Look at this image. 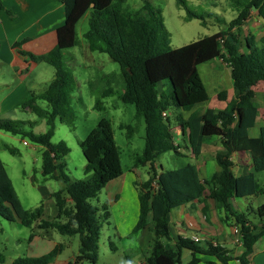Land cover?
I'll use <instances>...</instances> for the list:
<instances>
[{"label":"trees","instance_id":"1","mask_svg":"<svg viewBox=\"0 0 264 264\" xmlns=\"http://www.w3.org/2000/svg\"><path fill=\"white\" fill-rule=\"evenodd\" d=\"M60 1L64 5V21L57 27L56 44L42 54L20 51L31 61L46 62L54 68L53 78L47 87L41 92L29 91L16 106L27 108L44 118L46 131L36 133L28 121L0 116L1 131L42 146L43 178L63 183L62 188L50 194L57 214L52 219H44L42 202L35 207H22L0 161V216L9 221L17 219L26 227L35 225L38 229H54L61 235H78L77 254L66 264H98L100 229L109 212L106 201L99 213V208L91 204L90 199L123 172L111 122L101 119L79 142L85 157V176L80 179H71L65 171L63 159L69 152L66 143L51 141L56 120L74 127L70 101L75 78L64 61L63 52L77 44L76 23L89 12L88 28L83 33L87 47L90 51L106 53L118 63L124 83L118 97L122 102L134 105L135 117L142 118L145 125L144 146L135 156L134 166L147 165L149 175L141 182L135 181L138 216L130 232L136 234L148 227L152 233L149 251L144 257L145 264H180L183 248L191 251L188 264L200 261L196 254L214 256L221 264H229L234 259L218 242L201 244L187 237H177L174 247L165 244V240L170 239V210L193 200L203 202L206 207V198L212 199L215 207L224 212V222L233 218L239 226L243 251L235 259L237 264H249L254 243L264 235V203L255 210L258 216L255 224L247 218V214L234 210L230 199L262 191L255 172L264 171V124L259 127L256 136H250L249 129L255 125L258 115L254 86L264 82V36L259 46L252 36L245 37L246 51H241L239 35L241 25L252 10H256L264 21V0H229L235 15L226 21L215 14V18L225 25L224 28L179 47L170 46L161 10L149 0H143L134 11L124 6L125 0ZM176 1L185 7L187 20L196 18L205 24L206 17L211 16L189 9L185 0ZM7 13L11 16L9 11ZM216 58H220L230 69L234 96L224 108L194 109L184 118L182 110H190L209 99L197 67ZM112 78V75L105 74L101 79L110 81ZM163 80H167L170 86L168 95L158 87ZM111 93L110 88L103 89L95 98L94 108L102 109L101 97ZM217 98L225 100L226 90H220ZM40 100L46 102V107L37 103ZM172 107L178 109L173 121L167 114ZM162 112L166 115L163 116ZM119 127L126 129L127 136L134 131L130 124H120ZM175 127L180 130V136L174 133ZM212 136L218 137L221 144L214 155L220 167L216 177L202 180L197 166L191 161H181L177 167L169 169L161 164L158 168L155 166L159 156L167 151L178 157L186 156L181 150L198 156L204 139ZM5 147L10 153H15L12 147ZM234 152L249 153L252 172L234 176L230 160ZM109 243L115 248L112 241ZM62 249V244L57 243L41 256L17 257L12 264H50ZM3 262L4 256L0 253V264ZM125 264H131L130 257L126 256Z\"/></svg>","mask_w":264,"mask_h":264},{"label":"rangeland","instance_id":"2","mask_svg":"<svg viewBox=\"0 0 264 264\" xmlns=\"http://www.w3.org/2000/svg\"><path fill=\"white\" fill-rule=\"evenodd\" d=\"M149 1L153 6L161 10L164 26L169 33L171 47L182 46L224 28L225 25L218 21L217 17L215 18V14L223 17L226 21L235 15V12L230 7L229 0H185L189 9L199 13L211 14L210 17H206V23L201 24L200 20L196 18L185 19L186 9L183 5L177 3L176 0ZM142 2L143 0H125L124 6L128 10L134 11L142 5ZM88 17L89 12H86L76 23L77 44L63 52L64 61L71 69L75 78V89L70 101L74 113V127L71 128L66 123L56 120L51 141L54 143L64 141L66 143L69 147V152L63 159L65 171L71 179H80L85 176V157L79 142L85 138L88 132L101 119H108L111 122L124 176L120 177L114 183L115 185L111 184L108 187H103L96 197L90 199V203L97 206L99 213H101V205L106 201L109 212L106 220L102 221L100 229L97 263L125 264L126 256L132 259L140 258L143 251H147L148 249V234L152 237V233H148L147 231H145V235L142 231L130 234L129 236L121 234L120 236L115 228L117 223L122 221V229L125 230L132 219L134 220L137 209V187L135 181H143L149 172V167L147 166H134V158L141 152L144 146L145 125L142 118L137 119L135 117L134 105L124 103L118 97L124 88L118 63L112 61L106 53L90 51L88 49L83 37V33L88 28ZM24 22L25 20L21 16L20 18L18 16V30L23 26ZM252 30L254 28L249 25L241 28L239 35L240 48L243 47L245 34H248L247 32ZM257 45L259 46V42ZM29 51L35 53L33 49ZM221 62L219 64L216 59H213L201 63L197 67L209 95H212L214 91H218L219 89L227 90L232 85L231 77L225 70V64L223 61ZM53 72L54 68L51 65L46 62H38V65L33 70V75L39 81L37 92L45 89L53 77ZM105 74L112 75L113 78L110 81L101 79ZM91 82L93 83L92 85L90 84ZM261 85H264V82H260L257 85V99L264 101V98L261 97L264 87L261 88ZM158 87L165 95L169 94L170 86L167 80L161 81ZM106 88H110L112 93L101 97L102 109L94 108L95 98L99 97L100 92ZM2 94L3 90H0V95ZM37 103L42 107H46L45 101L40 100ZM261 105L263 104L261 103ZM177 112L178 109L173 107L167 112L171 121H173V115ZM3 118L28 121L32 124L31 129L36 133H43L47 129L44 118L38 117L31 111L25 112L21 108H17L14 113L7 114ZM261 118H264V115ZM120 124L132 125L134 127L132 135L127 136L126 129L120 128ZM27 128L30 127L27 126ZM251 132L252 135H255L256 129H252ZM0 141L15 149V153H10L7 149L0 148V159L13 184L20 204L24 208H31L42 202L44 205L42 217L44 219H52L55 215L54 206L51 200H46V193L62 188L63 183L61 180L44 179L41 175L42 146L30 142L26 138L22 139L19 135H12L3 131H0ZM182 160H184L183 157H178L171 151L161 154L157 159L158 163L166 169L177 167ZM158 163H156V167ZM206 168L209 177L220 170L215 160H208ZM134 171H136L135 175ZM260 173L259 182L262 186L264 185V171ZM115 192L118 193V197L113 200ZM261 203H264V193L249 197L246 202V208L243 210L255 224L258 222L255 210L257 205ZM220 212L222 216L215 208L212 219L222 221L224 212L222 210ZM228 222L231 225L234 223L237 226L233 218H230ZM222 226L228 230L227 224L224 221L222 222ZM233 229L235 230L236 237L238 228ZM52 230V238H49L47 242L50 246L53 242L55 244H62L63 249L58 254L60 260L70 258L77 253L79 248L78 235H61L56 230ZM36 233L37 229L35 225L26 227L21 225L19 221H9L0 216V253L4 256V262L1 264H12L11 260L17 257H36L29 255L28 245V241L33 237L30 235H38ZM109 241L113 242L115 248H112ZM143 241L144 247L141 243ZM186 259V257H182L181 262L185 263Z\"/></svg>","mask_w":264,"mask_h":264},{"label":"crops","instance_id":"3","mask_svg":"<svg viewBox=\"0 0 264 264\" xmlns=\"http://www.w3.org/2000/svg\"><path fill=\"white\" fill-rule=\"evenodd\" d=\"M0 1L2 5V7H0V90H3V94L0 95V116L3 118V116L10 113H14V111L17 110L16 106L18 105V103L21 102V100L26 96V94L29 91L37 92L36 90H38L39 81L33 75V70L38 65V62L31 61L28 56L23 55L22 53H20V51L30 52L29 50L33 49L35 51V53L33 54H42L49 51L56 44L57 27H59L64 21V5L60 0H0ZM7 11H9V14L11 16L8 15ZM18 16L19 18L21 16V18L25 20L23 26H21L19 30H18ZM247 25L253 27L254 30L247 32L248 34H245L244 38L252 36L255 43L257 44L260 41V39L264 36V21L262 20L261 17H259L256 10H252L250 12L249 17L241 25L240 30L242 27ZM240 50L246 51V47L244 44L243 47L240 48ZM216 60L219 64L222 63L221 62L222 60L220 58H216ZM225 70L227 74L230 75V69L226 64H225ZM257 85L254 86V91H255L254 100L258 104V115L256 118L255 125L249 129L250 136H256L259 127L264 124V118H261L262 115H264V101L257 99V93H258ZM260 87L263 88L264 85H261ZM220 90L222 89H219L218 91H214L212 95H209L208 93L209 99L205 102L194 105L192 109L182 110L181 111L182 116L186 118L190 114V112L194 109H199L201 111H204L208 107L214 109L224 108L227 101L234 96V90H233V86L231 85V87L226 90V99L219 100L217 98V93ZM261 97L264 98L263 89H262ZM260 102L263 105H261ZM201 105L203 106L200 107ZM24 111L30 112V110L27 108H25ZM185 112L186 114H184ZM254 128L256 129V134L252 135L251 131ZM174 133L176 134V136H180V130L177 127H175L174 129ZM5 146H7V144L2 143V141H0V148L6 149ZM220 148H221V144H220V139L218 137L215 136L207 137L203 141L201 152L198 156H192L189 151L181 150V152L184 155H186L185 157H183L184 160L182 161L193 162L197 166L199 177L202 180L205 178L209 179L212 176L216 177L218 174L217 172L213 173V175L209 177V175L207 174L206 164L208 160H215L214 155ZM230 160L232 161L231 171L234 174V176H240L252 172V168L250 166L249 153L234 152L232 153ZM156 163H158V161H156ZM159 165L160 164L158 163L157 168L159 167ZM40 172H41V167H40ZM260 172H255V178L262 190L258 194L264 193V185L261 186L259 182L261 175ZM133 173L135 175L136 171H134ZM148 175L149 172L148 174H146L143 180H145L148 177ZM123 176H124V172H122V174L119 177L111 180L105 187L114 184L115 182L118 181L120 177ZM51 193L52 192L49 191L48 193H46L47 194L46 200L52 201V205L54 206V214H55L54 217H55L57 214V210L55 207L54 200L50 196ZM258 194L251 196H257ZM113 195H114L113 200H115L118 197V193L115 192ZM251 196L242 197V198L234 197L230 199V204L234 210L247 214L243 210L246 208V202ZM215 208L216 207L214 205L213 200L210 198H206V207L204 206L203 202H198L197 200H193L191 202L182 204L178 207L171 209L168 214L170 239L165 240L166 246L174 247V243L177 237H184V238L187 237L192 240L194 237H196L198 238V242H200L201 244H203L206 241H211L214 244L218 242L219 245L226 248L229 251L228 253L234 257L233 260L229 261V264H237V260L235 259V257L240 255L243 251V247L241 244V237L239 233V226L234 225V223L231 225L229 222L227 223L225 222L227 224L228 230L224 229L222 226L223 220L220 221V220L212 219ZM217 210L222 216L220 212L221 210L219 209ZM137 216H138V201H137V209L134 216V220L132 219L131 223L127 225L125 230L122 229V225H123L122 221L120 223L118 222L117 225L115 226L116 230L118 231V234L119 235L121 234L123 236H129L132 227L137 220ZM14 221H18V220L15 219ZM236 227L238 228V230L236 231L237 236L235 237V230L233 228ZM36 229H37L36 234L38 235H33V237L28 241L30 256L42 255L43 253L50 251L57 244L53 242L50 246L47 242L49 238H52L51 236L53 234L52 229H38L37 227ZM142 231L144 232V235H145V231H147L148 233L150 232L148 227L144 228L140 232ZM150 238L151 237L148 234V243ZM141 243L143 244L144 247L145 246L144 241ZM148 251L149 248L147 249V251H143L140 258L132 259L130 257L131 264H145L144 257L145 255H147ZM76 254L72 255V257L70 258H65L62 260H60L59 255H57L56 258L50 264H66L68 261L73 260ZM196 256L200 258V261L197 264H221L220 261L217 260L214 256L203 255V254H196ZM182 257L187 258L185 263L181 262ZM190 258H191V251L189 249L183 248L180 252V264H188ZM12 261L13 259L11 260V263ZM249 264H264V235H262L254 243L253 251L252 254L250 255Z\"/></svg>","mask_w":264,"mask_h":264},{"label":"built area","instance_id":"4","mask_svg":"<svg viewBox=\"0 0 264 264\" xmlns=\"http://www.w3.org/2000/svg\"><path fill=\"white\" fill-rule=\"evenodd\" d=\"M162 115L165 116L166 112H162ZM24 143H26V142L24 141ZM193 240L198 241V238L194 237Z\"/></svg>","mask_w":264,"mask_h":264}]
</instances>
